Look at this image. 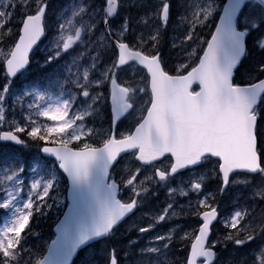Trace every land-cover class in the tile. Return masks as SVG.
Segmentation results:
<instances>
[{
	"label": "snow or ice",
	"instance_id": "snow-or-ice-1",
	"mask_svg": "<svg viewBox=\"0 0 264 264\" xmlns=\"http://www.w3.org/2000/svg\"><path fill=\"white\" fill-rule=\"evenodd\" d=\"M0 211V264H264V0H0Z\"/></svg>",
	"mask_w": 264,
	"mask_h": 264
},
{
	"label": "rangeland",
	"instance_id": "rangeland-1",
	"mask_svg": "<svg viewBox=\"0 0 264 264\" xmlns=\"http://www.w3.org/2000/svg\"><path fill=\"white\" fill-rule=\"evenodd\" d=\"M75 2H76V0H63V7H71V5L73 3H75ZM47 44H48V40H46L45 43H43L41 45L40 49L37 50L36 54L39 55V57L37 59H40L43 56L44 50H45V46ZM35 152H36V149L33 148V149H30V150H26L25 154L28 157H31V156H33L35 154ZM242 190H243L242 186H237V187L233 188L232 192L229 193V195L227 197V201L222 204L221 211H226L228 208H230L232 206V201L233 200H236L237 203L245 204V198L243 196L239 195V193ZM161 200H163V197H161ZM253 207H255V205H253ZM8 218H10V213L6 216L4 212L0 211V227L3 226V224L6 221V219H8ZM193 219H194V217H193ZM132 235L135 236V233H132ZM44 240H46V239L44 237V234L42 233L41 239L40 240H35L34 243L42 244Z\"/></svg>",
	"mask_w": 264,
	"mask_h": 264
},
{
	"label": "trees",
	"instance_id": "trees-1",
	"mask_svg": "<svg viewBox=\"0 0 264 264\" xmlns=\"http://www.w3.org/2000/svg\"><path fill=\"white\" fill-rule=\"evenodd\" d=\"M53 223L51 220H48L41 224L40 230L43 234L46 240L49 239V237L52 236L51 229H52Z\"/></svg>",
	"mask_w": 264,
	"mask_h": 264
},
{
	"label": "water",
	"instance_id": "water-1",
	"mask_svg": "<svg viewBox=\"0 0 264 264\" xmlns=\"http://www.w3.org/2000/svg\"><path fill=\"white\" fill-rule=\"evenodd\" d=\"M41 38H42V37H41ZM38 42H39V41H38ZM38 42H37V43H38ZM30 55H31V53H30ZM53 233H55V226H54V229H53Z\"/></svg>",
	"mask_w": 264,
	"mask_h": 264
},
{
	"label": "bare ground",
	"instance_id": "bare-ground-1",
	"mask_svg": "<svg viewBox=\"0 0 264 264\" xmlns=\"http://www.w3.org/2000/svg\"><path fill=\"white\" fill-rule=\"evenodd\" d=\"M243 202V201H242Z\"/></svg>",
	"mask_w": 264,
	"mask_h": 264
}]
</instances>
